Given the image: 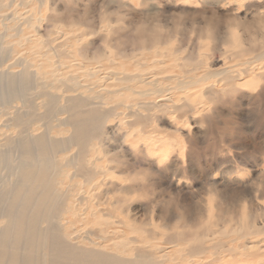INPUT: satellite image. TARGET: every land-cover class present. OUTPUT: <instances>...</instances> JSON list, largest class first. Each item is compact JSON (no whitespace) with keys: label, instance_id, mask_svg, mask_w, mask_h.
Returning <instances> with one entry per match:
<instances>
[{"label":"rangeland","instance_id":"rangeland-1","mask_svg":"<svg viewBox=\"0 0 264 264\" xmlns=\"http://www.w3.org/2000/svg\"><path fill=\"white\" fill-rule=\"evenodd\" d=\"M260 9L264 0H0V74L25 73L31 87L25 100L0 99L3 156L34 147L26 132L66 137L60 121L85 102L118 113L101 142L46 156L53 197L33 215L35 230L62 227L81 250L125 264H264ZM76 62L97 77L81 80ZM123 73L140 83L121 84ZM73 76L77 87L60 81ZM3 161L0 227L1 184L13 173ZM42 191L8 205L30 219Z\"/></svg>","mask_w":264,"mask_h":264},{"label":"bare ground","instance_id":"bare-ground-1","mask_svg":"<svg viewBox=\"0 0 264 264\" xmlns=\"http://www.w3.org/2000/svg\"><path fill=\"white\" fill-rule=\"evenodd\" d=\"M21 19L26 22L24 18ZM27 39L31 40V37L29 36ZM58 52L65 53L63 50ZM76 63L84 74L81 80L88 81L93 77L94 79L97 77V70L85 69L82 64ZM253 63H255V60L247 64L251 65ZM138 76L139 74L130 75L123 73L119 79L121 84L128 87L135 82L140 83V80L137 79ZM101 78L105 79V75ZM78 79L79 78L76 76H73L60 81L71 87H77ZM29 83V77L25 73L18 79L13 72H2L0 74V99L11 98V100H25L27 95L30 94L29 90L31 87L28 85ZM107 93L110 94L113 92L108 91ZM56 96L57 95L49 96V100ZM70 98L71 97L66 96L61 98V100H69ZM78 98L80 100H86L87 96L79 95ZM90 99H92V97H90ZM127 103L129 102L125 103V108L132 118V116L136 115L134 111L138 102L134 101L131 104ZM87 106L88 103L85 102L82 109L76 111L70 109V116L60 121L61 125H65L68 128L66 137L60 138L52 136L49 133L33 134L32 132H26L24 135L20 134V138L22 139L29 137L33 141L34 147L28 144V147L23 150L20 146H14V149L18 153L17 158H8L2 155L5 154L8 146L7 141L9 140H6V142L0 146V159L4 160L1 163L4 167L6 166L13 171L11 176H7L3 179L4 182L1 184L2 204H7V209L4 210L2 214L1 225H3V227H0V264H125L119 260L110 258L102 250L90 248L81 250V248L76 247L73 243L74 237H70L67 230L63 232L62 227L35 230L34 220H32L35 213H41L42 210H40V207L45 205L49 207V200L53 197V195H51L48 198L51 187L46 184V156L65 154L71 147L86 143L88 137H90V140L99 139L101 142L104 136V120L106 121L107 117L111 115L118 114L114 112L112 107L108 109L100 101L90 102V109L87 108ZM139 107L144 106L140 103ZM145 108L147 109L148 107L145 106ZM131 122V119L129 122L126 121L130 127ZM94 147L95 144H92L89 148V152H93ZM38 156L41 160L39 166L29 164L35 162ZM77 159H79V157L68 161L73 163ZM93 169H95V167L85 172V175ZM83 182L90 189L95 186L92 182L87 183V180H83ZM27 186H29L28 190L24 191ZM36 187L42 188L43 191L41 195L33 201L32 208H30V219L26 218L30 213L25 214V216L24 213H15L13 208L8 205L10 199H18L20 192L24 191L23 199L26 205H29L32 203L34 197L32 191ZM196 214L194 216L200 217V213ZM60 219L61 218L58 217L56 220L59 225H61ZM73 230H75V228ZM197 233L201 237L205 236L204 231H198ZM241 255L243 254L241 253L240 256Z\"/></svg>","mask_w":264,"mask_h":264},{"label":"clouds","instance_id":"clouds-1","mask_svg":"<svg viewBox=\"0 0 264 264\" xmlns=\"http://www.w3.org/2000/svg\"><path fill=\"white\" fill-rule=\"evenodd\" d=\"M259 13H264V9H260V10H258V12H256L255 14H253V16H254V15H257V14H259ZM237 17H239V16L237 15ZM235 23L238 24V21H235Z\"/></svg>","mask_w":264,"mask_h":264}]
</instances>
